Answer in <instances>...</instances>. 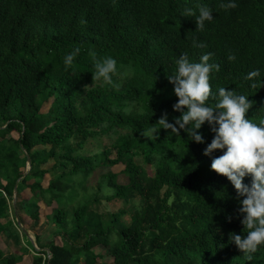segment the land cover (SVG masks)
<instances>
[{"label":"trees","instance_id":"1","mask_svg":"<svg viewBox=\"0 0 264 264\" xmlns=\"http://www.w3.org/2000/svg\"><path fill=\"white\" fill-rule=\"evenodd\" d=\"M228 2L0 0V234L18 233L6 199L13 201L16 185L20 213L28 209L38 221L40 203L53 208L51 258L41 250L31 264H264V246L247 261L229 242L230 232L247 230L233 186L203 155L213 137L208 125L199 130L204 144L187 143L183 130L176 136L160 129L155 142L141 135L162 113L169 122L180 115L167 76L182 54L199 62L211 53L208 63L218 66L210 72L213 93L224 87L249 96L247 118L264 120V0L221 7ZM198 5L213 11L203 30H196L195 17L182 15L186 9L198 15ZM194 40L205 47H193ZM77 47L66 68V54ZM90 51L116 59L112 84L93 81ZM256 69L260 77L245 79ZM102 134L113 137L111 147L80 152ZM119 163L121 173L109 170ZM100 169L108 170L94 185ZM25 189L30 199L22 197ZM115 199L130 207L100 210ZM96 248L107 249L110 259ZM18 262L0 251V264Z\"/></svg>","mask_w":264,"mask_h":264},{"label":"clouds","instance_id":"2","mask_svg":"<svg viewBox=\"0 0 264 264\" xmlns=\"http://www.w3.org/2000/svg\"><path fill=\"white\" fill-rule=\"evenodd\" d=\"M221 7L230 9L236 5L229 0ZM197 11L198 15L192 9H186L182 15L195 17L196 30H203L205 23L214 19L213 11L206 5H198ZM193 47L203 48L205 45L194 40ZM80 51L77 47L66 54V68L71 66ZM89 55L93 59V81L112 84V77L116 74V59L111 56L97 59L94 51H90ZM211 55L204 53L199 62H193L187 54H182L175 61V72L168 75L167 79L178 98L172 105L173 111L180 115L169 122L168 113H162L155 124L143 129L141 135L155 142L160 129L170 130L176 136L183 130L187 134V143L204 144L203 133L199 130L203 125H208L213 137L204 148L203 155L211 158V170L226 177L235 190L240 205V222L247 231L243 236L230 232L228 237L229 242L234 243L248 261L258 248L264 246V120L254 123L247 118L246 114L253 103L249 96L224 87L219 88L218 93H213L210 72L218 66L208 63ZM227 59L234 61L236 56L230 54ZM257 77H260L258 69L247 73L245 79ZM209 101H215L214 105ZM217 151L222 154L214 156ZM245 177H250V183L244 182ZM226 219L231 222L232 216Z\"/></svg>","mask_w":264,"mask_h":264},{"label":"crops","instance_id":"3","mask_svg":"<svg viewBox=\"0 0 264 264\" xmlns=\"http://www.w3.org/2000/svg\"><path fill=\"white\" fill-rule=\"evenodd\" d=\"M6 196V194L4 193ZM31 193L29 189H25L22 192V197L25 199L31 198ZM8 205L10 211L7 216L13 221L15 227L18 229V233L15 232L14 235L8 237V234L12 231L5 230V232H1L0 234V251L4 253L5 256L9 257L11 255L17 256L19 258V262L17 264H31L34 256L39 255V251L44 250L47 252V255L50 254L47 244L52 239V229L48 224V215L50 213H46L44 218L42 216L43 205L40 203V219L38 221H34L29 214H27L28 209L24 212L19 211L18 208V197H17V185L14 189L13 201L11 202L8 198ZM49 207V206H47ZM1 215V212H0ZM1 225L6 227L9 225L7 223V218L2 216ZM41 224L45 226L38 229ZM38 225L36 226V224ZM5 225V226H4ZM21 229V230H20ZM40 236L39 242L37 241V237ZM59 243V241H58Z\"/></svg>","mask_w":264,"mask_h":264},{"label":"rangeland","instance_id":"4","mask_svg":"<svg viewBox=\"0 0 264 264\" xmlns=\"http://www.w3.org/2000/svg\"><path fill=\"white\" fill-rule=\"evenodd\" d=\"M120 76H122V74H120ZM50 106V103H44L43 105V110L47 111L48 108ZM15 136H17V134H15ZM112 141H113V137L110 134H102V135H98L96 137L90 138L87 140V142L85 143V146L83 149H81L80 152L86 154V155H94L97 153L102 152L105 148L111 147L112 145ZM112 157H116V153L115 151L112 152ZM137 161L139 163L143 162L142 159H140L139 157H137ZM52 165V162L48 163L45 165V167H50ZM146 167L152 171V167L150 165L146 164ZM124 169V165L122 163H119L117 165L112 166L111 168H109L110 171H113L115 173H121ZM108 169H100V171L98 170L96 173H94L91 177V181L92 183L95 185L96 184V180L98 178V176L103 173V172H107ZM44 185L47 186L48 185V178L44 181ZM8 202V201H7ZM42 204L44 205V203L42 202ZM10 206V205H9ZM44 208L42 209V216L44 218L45 214L48 212L50 213L51 211H53L52 207H47V206H43ZM122 207H130V204L125 205V203L122 200L119 199H115V200H111V201H107L104 200L101 205H100V210L107 212V211H118L120 208ZM10 211V208L8 210V212ZM71 213V211H70ZM126 219H129V216H126ZM39 222V221H38ZM46 223V222H45ZM41 224L40 222V226L38 229L42 228L45 226ZM38 225V223L36 224V226ZM21 230V229H20ZM57 241L60 242V238H57ZM96 251L98 253H101L105 256V259L108 261L110 259V257L108 256V252L107 249H101V248H96Z\"/></svg>","mask_w":264,"mask_h":264},{"label":"built area","instance_id":"5","mask_svg":"<svg viewBox=\"0 0 264 264\" xmlns=\"http://www.w3.org/2000/svg\"><path fill=\"white\" fill-rule=\"evenodd\" d=\"M47 258H51V254H48V255H47Z\"/></svg>","mask_w":264,"mask_h":264},{"label":"water","instance_id":"6","mask_svg":"<svg viewBox=\"0 0 264 264\" xmlns=\"http://www.w3.org/2000/svg\"><path fill=\"white\" fill-rule=\"evenodd\" d=\"M29 166H30V162H29Z\"/></svg>","mask_w":264,"mask_h":264}]
</instances>
